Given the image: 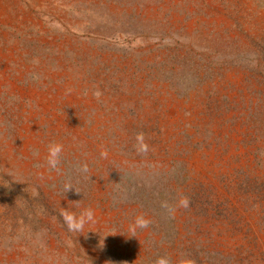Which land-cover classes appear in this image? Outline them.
<instances>
[{
	"label": "rangeland",
	"instance_id": "374dc122",
	"mask_svg": "<svg viewBox=\"0 0 264 264\" xmlns=\"http://www.w3.org/2000/svg\"><path fill=\"white\" fill-rule=\"evenodd\" d=\"M180 254L264 264V0H0V264Z\"/></svg>",
	"mask_w": 264,
	"mask_h": 264
},
{
	"label": "clouds",
	"instance_id": "9594fccd",
	"mask_svg": "<svg viewBox=\"0 0 264 264\" xmlns=\"http://www.w3.org/2000/svg\"><path fill=\"white\" fill-rule=\"evenodd\" d=\"M97 99L100 96L99 92L94 93ZM136 143L134 145L136 151L138 153H146L148 151V144L145 141V136L143 132L136 133L135 136ZM62 153H63V145L57 143L55 141L50 142L47 145V155L45 157L46 165L51 171H60V165L62 160ZM33 156H39V151L34 150ZM102 157H106V152H101ZM75 169L78 173L85 174L88 172V165L87 163L81 164L77 162ZM73 186L70 182H66L64 184V191L65 193L69 190H73ZM77 193L78 190L74 189ZM179 206L183 208H187L189 206V199L186 196H182L179 200ZM79 207V205H77ZM60 216L67 227L68 231L71 233H84V226L87 223H94L95 222V213L91 207L83 208L81 211L73 212L69 211L66 208H61ZM151 225V220L145 217L143 214L137 215L132 224L130 225L129 231L131 235L136 236L137 229H147ZM152 264H195L194 260L191 259L186 254H180L175 262L171 260L170 257L167 255H160L157 256L153 261Z\"/></svg>",
	"mask_w": 264,
	"mask_h": 264
}]
</instances>
